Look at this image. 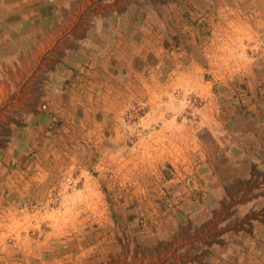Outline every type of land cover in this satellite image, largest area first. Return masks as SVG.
Returning <instances> with one entry per match:
<instances>
[{"label":"rangeland","instance_id":"374dc122","mask_svg":"<svg viewBox=\"0 0 264 264\" xmlns=\"http://www.w3.org/2000/svg\"><path fill=\"white\" fill-rule=\"evenodd\" d=\"M32 1L0 64V264H264V0ZM104 12L133 87L93 115L69 64Z\"/></svg>","mask_w":264,"mask_h":264},{"label":"crops","instance_id":"0c3cea01","mask_svg":"<svg viewBox=\"0 0 264 264\" xmlns=\"http://www.w3.org/2000/svg\"><path fill=\"white\" fill-rule=\"evenodd\" d=\"M18 0H0V64H10L14 65L12 57H14V2ZM22 5H26V10L28 12L29 5L33 3L32 0H20ZM82 6L74 8V13H77ZM31 10L33 8L31 7ZM30 12L32 13L33 11ZM115 12V11H114ZM114 12H104L102 16H99L95 20V25L92 28L84 30V34L78 38L76 43V61L67 62L70 63V68L76 67L78 64L86 65L80 74H75L78 76V85L83 88V90L78 93L75 98H77L74 103L79 106L76 107L80 109L81 113L90 112L93 115L97 112H107L116 111L122 108V103H124L125 98L129 94L128 89L133 87V83L129 84L128 77L125 75H114L109 70L110 58L114 57V51H110L109 39L112 37L110 32H115L116 27L112 22H110V17L112 19L115 16ZM109 17V18H108ZM45 31H57L58 27H46ZM145 36V44L150 32L143 30ZM100 36L102 41L97 38ZM147 37V38H146ZM104 40V41H103ZM28 40H26L27 42ZM29 42V41H28ZM29 44V43H28ZM41 46L38 43L36 46ZM110 47H109V46ZM47 46V44H46ZM114 46L111 48L113 49ZM7 49V50H6ZM5 50V55L3 52ZM114 50V49H113ZM3 55V56H2ZM10 58V59H9ZM66 69V68H65ZM69 68L67 67V70ZM67 72L63 71V68H59V75H65ZM1 75V74H0ZM9 75H14V72L9 73ZM81 75V76H80ZM3 86L0 83V88ZM140 94V93H139ZM117 101L118 105L114 106L113 102ZM72 102V101H71ZM104 116L99 119L101 125L98 124V119L91 116V119L95 121L97 126H107L111 127L112 124L107 122L103 123L105 120ZM87 119V118H86ZM95 124V125H96Z\"/></svg>","mask_w":264,"mask_h":264}]
</instances>
